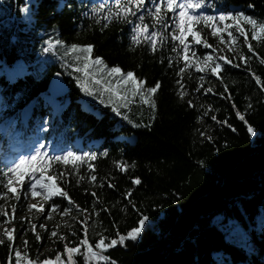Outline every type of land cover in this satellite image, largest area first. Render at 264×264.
I'll list each match as a JSON object with an SVG mask.
<instances>
[{"label": "trees", "instance_id": "1", "mask_svg": "<svg viewBox=\"0 0 264 264\" xmlns=\"http://www.w3.org/2000/svg\"><path fill=\"white\" fill-rule=\"evenodd\" d=\"M101 2L0 0V125L10 122L0 137V197H6L0 199V209L7 213L0 215V224L13 216V194L3 185L17 149L41 142L63 151L80 141L83 161L75 169L53 163L50 175L64 172L59 186L75 206L95 214L93 227L87 229L89 243L95 247L97 242L92 230L108 243L118 239V234L141 228L135 241L103 252L107 262L89 264H264V64L257 59L264 58V44L252 40L250 26L243 25L256 53L253 56L244 37L232 28L239 38L238 51L226 57L237 67L218 59L223 69L220 79L210 70L204 77L194 67L178 76L184 62L178 56L182 46L171 40V33L176 32L173 13L166 17V29L153 27V19L144 13L149 35L159 31L165 36L163 44L152 51L150 43L132 44L133 24L105 21L107 7L93 15L91 9ZM103 2L114 5L116 0ZM153 2L146 0V7ZM200 2L204 15L242 12L264 21V0ZM130 19L138 22L137 17ZM196 27L214 48L216 37L211 30L203 24ZM188 43L191 47V40ZM72 45H91L93 58L123 73L133 72L145 88L160 82L156 108L143 103L119 107L108 93L101 96L99 91V101L90 100L77 83L83 74L74 69L82 63L67 51ZM174 45L177 52L172 51ZM193 47L199 58L211 50ZM241 54L248 58L247 64L240 61ZM56 72L65 80L67 94L56 101L60 112L51 115L49 124L47 113L53 111L47 85ZM208 88L212 92H206ZM181 91L186 93L183 98ZM113 106L119 108V115ZM89 155L96 159L89 160ZM91 175L97 177L95 182H89ZM136 178L139 184L132 183ZM45 203L82 212L61 196ZM144 217L147 220L141 226ZM23 226H18L15 238L23 245L28 241L24 254L34 260L32 252L39 241ZM78 226L80 232L70 233L75 241L69 247L84 239L85 224ZM65 245L59 244L51 256L64 254ZM13 250L14 243L8 240L0 244V264H16ZM73 264H85L83 255H76Z\"/></svg>", "mask_w": 264, "mask_h": 264}, {"label": "snow or ice", "instance_id": "2", "mask_svg": "<svg viewBox=\"0 0 264 264\" xmlns=\"http://www.w3.org/2000/svg\"><path fill=\"white\" fill-rule=\"evenodd\" d=\"M108 8V12L103 16L105 21L111 22L112 20H117L120 22H125L128 24H133V35L131 37L133 45H139L141 42L150 43L152 51H156L158 45H162L165 39V36L162 32L152 31L149 35V25L144 23L145 12L151 16L154 21L153 27L159 25L161 28H168L169 25L166 22V17L169 13H173V25L176 28V32L171 33V40L178 41L179 45L182 46L178 52L179 59L184 62V67L179 69L177 73L178 76H182L183 73L189 68L195 69L197 73H204L210 70L211 75L216 76L217 79H220L219 73L223 70L220 63L217 62V59L222 60L224 64H231V61L221 55L218 58L213 55H205L203 58L197 57L196 53L190 51V45L187 42L188 38L191 37L192 43L196 45H202L204 48H211L213 52H216L217 49L213 48L202 36L201 31L197 28V25L203 24L204 27H211V35L213 37H219L220 42L225 44L228 47V51H234V46L237 44V39L230 29L233 27L235 31L239 33V36L244 37V44L247 45L248 51L256 55L253 50L252 44L248 39V29L243 25H248L251 28V39L257 42L264 44V21L257 20L251 16H247L244 13H234L227 15H220L218 17L210 15H195L192 14L193 11L200 9L202 4L200 0H154L153 4L150 7H146V0H116L114 5H107L102 2L94 6L91 11L93 15L98 13H103L105 8ZM249 7H252L251 5ZM140 13L139 16L137 14ZM130 17H137L138 22H133ZM219 21L220 24H223V28L218 26H213L215 21ZM232 21V24L225 23V21ZM100 21L98 20L97 23ZM108 24L105 23L104 27H107ZM222 33H227V39H224ZM47 51V49H45ZM69 53L76 54V59L82 61V66L76 67L74 71L80 72L83 74L82 78H77L78 86L81 91L90 97L96 98V93L99 91L102 96L104 93H108L110 99L113 100L114 105L118 104L119 107H124L128 103H131L136 97H139L140 101L143 104L149 105L153 110L156 108L155 103V94L160 89L161 84L157 82L155 86L150 88H145V82L139 80L133 72L129 71L123 73L119 67H108L104 64L103 60L100 58H93V48L91 45L88 46H78L72 45L67 49ZM173 52H177L175 45L172 48ZM259 62L264 64V58H259ZM248 58L243 54L240 55V61L244 64H247ZM172 60H169V65L171 66ZM232 67H237L236 64H231ZM258 85L261 84V80L257 76H253ZM203 79V77H201ZM180 83V81H177ZM183 85H181V88ZM201 87L203 85L201 84ZM199 91V88L197 89ZM227 91V89H226ZM206 92H212L211 88L206 89ZM181 98H183L186 93L181 91L179 93ZM230 99V97H229ZM103 103V100H101ZM191 106V102H189ZM112 110L118 115L119 108L113 106ZM239 119L244 120L245 117L237 113ZM126 118V117H125ZM213 120L216 117H212ZM218 123H226L218 121ZM136 126V125H134ZM249 133L252 132V129H248ZM209 139H211L209 137ZM44 145H40V148H43ZM89 160L96 159L95 155H89L87 157ZM84 157L74 154L71 151H68L64 155H56L49 157L47 153H42L39 149L35 150L34 154L23 156L19 158L15 163L7 168V172L4 173L5 177H8L6 184L3 186L7 188L8 192H11L17 201L20 200V195L17 193V187L25 193V198H27V193L30 192L32 198L41 196L42 199L47 202L52 199L53 196H61L65 198L69 205L75 206L74 201L69 197L68 193L62 189L58 184V179H61L65 176L64 172H60L58 175H50L52 172L53 163L63 164L65 166L71 165L74 169L77 165L82 162ZM122 171L126 170V166L117 165ZM92 171H95L92 168ZM97 177L91 175L89 182H95ZM133 184H139V178H136L132 181ZM16 185L14 187L13 185ZM27 184L28 187L25 190L24 185ZM109 188L114 187L112 184L107 185ZM93 196L96 193H92ZM131 192L126 194L130 196ZM6 197H0L4 199ZM77 211H83L79 209L78 206H75ZM35 209L38 212L43 213L44 207L41 205L29 204L28 211L31 212ZM57 207L52 206L51 212L48 214V218H51V213L56 212ZM71 211V208L64 209L62 215H68ZM106 211V209H105ZM13 219L16 212V206L12 207ZM0 215H7L4 209H0ZM147 220V217L142 218L139 221V224L142 226ZM12 219L5 220L4 223H11ZM87 224V220L83 222ZM41 228L44 225H40ZM36 225L31 224V230L35 234ZM141 228L136 227L129 231L126 235H119L118 239H112L110 242L105 243L106 237L101 236V238L96 242L95 249H98L99 252L93 249V246L89 243L87 236V228L84 229V239L79 240V243L76 247H69L68 244L65 245L64 252L67 255V264H73V259L76 255H83L85 264H89L91 261L96 262H107L108 258L102 253L107 251L108 248L115 247L117 244L124 245L125 241L133 240L135 241L140 235ZM15 229H5L3 236L11 242L14 241ZM74 234V233H73ZM58 233L52 231L50 237H57ZM60 240H66L65 236H59ZM36 240L40 241L41 237L36 234ZM4 242L3 239H0V244ZM25 247L28 245V241H24ZM11 248V244L9 245ZM81 247L85 249L81 253ZM16 264H21V260H25V264H38L37 261H31L27 259V253L24 254V257L21 256L20 251H15ZM65 264L62 260L61 254L57 253L55 256V261L51 259H45L40 261L39 264Z\"/></svg>", "mask_w": 264, "mask_h": 264}, {"label": "rangeland", "instance_id": "3", "mask_svg": "<svg viewBox=\"0 0 264 264\" xmlns=\"http://www.w3.org/2000/svg\"><path fill=\"white\" fill-rule=\"evenodd\" d=\"M185 2H189V0H185ZM193 2V1H192ZM192 14L195 15H204L201 14L199 9L195 10L192 12ZM222 14H213L211 16L214 17H218ZM225 23L228 24H232V21H225ZM213 26H218L223 28V24H220V22L217 20L214 22ZM211 30V27H208ZM234 28V27H233ZM235 29V28H234ZM231 31V29H230ZM225 34L227 33H222V35L224 36V39H227V36H225ZM237 39V44L234 46V51H228V47L220 42V38L216 37V46L214 47L215 49H217L216 52H213L212 49L210 50L211 55H213L214 57H219L221 55L223 56H230V55H235L238 51V36H235ZM188 40H191V37L188 38ZM188 42V41H187ZM192 43V41H191ZM192 46L190 47V51H193L196 53L195 48ZM190 45V44H189ZM196 45V44H194ZM76 58V55H75ZM218 60V59H217ZM82 63V61H80ZM192 69V68H189ZM188 69V70H189ZM209 74V71H206L203 73L204 77L206 75ZM90 100L94 101V102H98L99 98L96 96V98L91 97ZM83 102V101H82ZM50 106L51 109L53 111L52 114H49V111L47 113L48 118H47V123H51V118L53 115H58L60 112V108L58 106V104L56 103V100H53L50 98ZM142 102L140 101L139 97H136L134 100H132L131 103H128V105H135V104H141ZM29 109V108H26ZM26 114L27 112H23L22 116L23 118V126L26 125ZM52 115V116H51ZM7 124H2L0 125V137L3 136L5 134V132L8 131V126L10 122H6ZM46 123V124H47ZM42 143L41 142H37L31 146H28L22 150H20L19 148L17 149V155L14 158L13 163H15L19 158L23 157V156H27V155H31L34 154L35 150L39 149L42 153H47V155L49 157H53L56 155H64L65 153H67L68 151L73 152L76 155L82 156V152L79 151L80 147H81V143L80 141H76L73 144L74 148H70V149H66L63 151H56L55 149H53L50 145H44L43 148H40V145ZM91 144H95V143H91ZM43 145V144H42ZM11 164V165H12ZM14 187H16V185H13ZM28 187L27 184L24 185V189L26 190ZM17 193L20 195V200L17 201L15 199V197L13 195H11V201H14V206H16V212H15V216L13 219V216H9L8 218H6V220L8 219H12L11 223H1L0 224V239H3L4 241L7 240L6 237L3 236V232L4 230L7 228L9 230L11 229H15V232L18 230V226H23L24 231H32L31 230V224H35L36 225V229H35V234L33 233V237L36 238V234H38L41 237V240L37 243L36 248L33 250L32 254H33V259L31 261H37L38 264L40 261H43L45 259H51L53 261H55V255L51 256V254L57 249L58 245L63 243V244H68L71 245L75 239L73 236L70 235L71 234H75V230L80 232L81 228L78 226L79 224H83V222L85 220H87V224L85 225V227L87 229H91L93 227V218H94V213H91L89 211H82L79 213H76L74 210H71L70 213L68 215H62L64 208L63 207H57V211L56 212H52L51 213V218H48V214L51 212V208L53 206L52 203H45V201L42 199L41 196H37L36 198H32L30 192L27 193V198H25V193L22 191H17ZM55 197V196H53ZM52 197V198H53ZM29 204H34L37 205V207H40L41 205H43L44 207V212H38L35 209H33L31 212L28 211V205ZM77 210V208H75ZM80 216V217H79ZM80 218V219H79ZM5 221V220H4ZM22 221V222H19ZM79 223V224H78ZM40 225H44L43 228L40 227ZM52 231H56L58 233L57 237H50V234ZM15 232H14V236H15ZM23 232H20V237L22 235ZM73 234V235H74ZM77 234V233H76ZM92 234H93V238L94 240L98 241L101 238V235L98 234L96 231L92 230ZM79 235V234H77ZM59 236H65L66 240H60L58 237ZM83 236H84V232H83ZM87 236H89L87 234ZM92 238V239H93ZM89 240V238H88ZM12 243H14V250H13V258L16 261V257H15V251H20L21 256L24 257V245L20 243V240H16V238L14 239V241H11ZM94 250L95 247H93ZM98 252V251H97ZM62 260L65 262V264H67V260H65V257L67 258V255L65 254H61ZM27 259L29 260V257L27 256ZM21 264H25V260L22 259L21 260ZM58 264V262H57Z\"/></svg>", "mask_w": 264, "mask_h": 264}, {"label": "water", "instance_id": "4", "mask_svg": "<svg viewBox=\"0 0 264 264\" xmlns=\"http://www.w3.org/2000/svg\"><path fill=\"white\" fill-rule=\"evenodd\" d=\"M47 92L51 99L58 100L67 94V85L60 73L52 75L47 85Z\"/></svg>", "mask_w": 264, "mask_h": 264}]
</instances>
